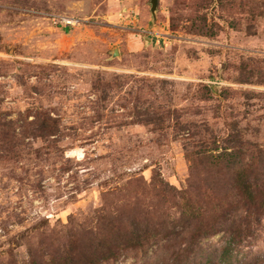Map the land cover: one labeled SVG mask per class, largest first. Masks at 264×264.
Here are the masks:
<instances>
[{"label":"rangeland","instance_id":"1","mask_svg":"<svg viewBox=\"0 0 264 264\" xmlns=\"http://www.w3.org/2000/svg\"><path fill=\"white\" fill-rule=\"evenodd\" d=\"M151 7L0 0V114L15 122L52 109L60 125L57 136L26 138L21 158L0 150V264H149L157 252L165 264L183 248L197 264L225 243L220 232L189 244L185 197L207 207L233 181L211 155L187 150L264 149V0ZM52 14L82 23L56 27ZM204 17L212 35L201 33ZM184 124L195 126V143ZM253 175L264 183V166ZM234 253L235 264H264V221Z\"/></svg>","mask_w":264,"mask_h":264},{"label":"trees","instance_id":"2","mask_svg":"<svg viewBox=\"0 0 264 264\" xmlns=\"http://www.w3.org/2000/svg\"><path fill=\"white\" fill-rule=\"evenodd\" d=\"M209 1V0H205ZM203 27L201 33L204 35H212L204 31L206 27V18L201 20ZM107 93L105 88L102 90ZM103 101H106L108 94H104ZM52 110V109H51ZM51 110H41L37 108L35 112L28 109L15 122L7 120V115L0 114V150L3 156L15 155L17 158L22 157V150H25V139H47L59 134V123L56 117L51 115ZM30 115H34L33 120H29ZM194 125L184 124L180 129L187 133L186 139L195 143V138L198 132L195 131ZM21 128V132L17 131ZM206 140H203L204 143ZM202 146L206 147L205 144ZM215 143V142H214ZM197 144H195L196 146ZM239 144L237 147H240ZM245 145V144H244ZM25 146V148H24ZM197 147V146H196ZM200 147V145L198 146ZM209 151V150H208ZM208 151L200 149L198 152H191L187 150V156L194 155L202 159H209L211 155V166H221L224 169H229L232 174V183L230 186H225L221 196L217 198L216 202L207 204V207L193 204L188 197H185L183 202L182 212L186 216H190V221L193 226L188 228L191 235L192 244L198 238H210L212 235L223 232L226 236L225 243L221 249H214L207 252L205 257L197 260V264H235V251L238 246H241L244 241L253 240L254 235H257L261 222L264 221V183L259 182L253 175V168L255 166H264V149H256L255 153L250 156L240 155L237 151H229L228 148L216 154H209ZM11 158L10 156L8 159ZM193 167V166H192ZM194 168V167H193ZM259 177V176H258ZM161 182H163L161 180ZM191 201V202H190ZM211 220V222H210ZM225 221H228L225 223ZM175 239H178L175 238ZM131 247L137 249L142 247V238L139 236L133 239ZM192 246V245H190ZM114 257H119V246L115 247ZM220 250V251H219ZM186 250L180 249L174 252V258L168 259L165 264H189L186 262ZM161 253H156L155 259L149 264H163L160 262ZM117 257V258H118ZM51 264H71L68 263L67 258L57 259L52 258Z\"/></svg>","mask_w":264,"mask_h":264},{"label":"built area","instance_id":"3","mask_svg":"<svg viewBox=\"0 0 264 264\" xmlns=\"http://www.w3.org/2000/svg\"><path fill=\"white\" fill-rule=\"evenodd\" d=\"M126 17H128L127 23L130 25H136L138 22V19L136 16H132L131 14L127 13ZM50 21L52 22L53 26L56 27H63V28H71L76 27L82 23V20L80 18H77L75 16H69V15H63V14H52L49 17ZM145 34H150L153 37L156 38L157 42H160V36L159 34L155 33L153 30H144ZM165 43V40H164Z\"/></svg>","mask_w":264,"mask_h":264},{"label":"water","instance_id":"4","mask_svg":"<svg viewBox=\"0 0 264 264\" xmlns=\"http://www.w3.org/2000/svg\"><path fill=\"white\" fill-rule=\"evenodd\" d=\"M151 4H152L151 12L153 15H155L157 6H158V0H151ZM117 53H118L117 50H115L114 54H117Z\"/></svg>","mask_w":264,"mask_h":264}]
</instances>
